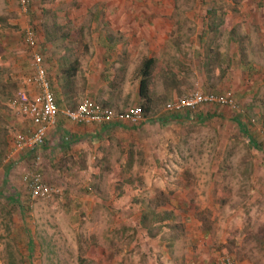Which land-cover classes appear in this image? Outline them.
Instances as JSON below:
<instances>
[{
    "label": "rangeland",
    "instance_id": "1",
    "mask_svg": "<svg viewBox=\"0 0 264 264\" xmlns=\"http://www.w3.org/2000/svg\"><path fill=\"white\" fill-rule=\"evenodd\" d=\"M259 2L30 0L24 12L17 0H0V264H215L222 257L264 264ZM30 29L35 46L26 43ZM97 46H110L107 56L121 64L116 78L129 81L130 93L141 62L155 60L146 122L125 124V137L114 136L109 159H95V167L61 159L48 168L52 153L46 158L42 146L14 152L30 121L8 103L22 91L34 95V50L57 79L62 65ZM235 53L253 65L252 75L231 64ZM80 75L71 107L89 98ZM196 91L230 94L237 107L204 104L189 120L163 119L173 113L167 104ZM37 169L52 192L32 199L24 177Z\"/></svg>",
    "mask_w": 264,
    "mask_h": 264
},
{
    "label": "crops",
    "instance_id": "2",
    "mask_svg": "<svg viewBox=\"0 0 264 264\" xmlns=\"http://www.w3.org/2000/svg\"><path fill=\"white\" fill-rule=\"evenodd\" d=\"M258 7H264V0L263 2H259ZM94 44H98L97 39ZM109 49L110 46H106L105 48H99L98 46L88 47L86 50L84 49L85 51H83L81 59L76 58L70 65L68 64V68L71 65L76 67V73L71 77H68V69L62 65L59 69L58 78L52 79L48 68V76L52 83V89L56 92V96H58V106L60 109L69 107V109L75 108L67 104L70 103L68 101V95L72 92L74 93L76 89V86H73V80L75 77H78V74H81L80 79L85 87V91L82 92L88 94L91 100L98 101L108 107L112 106L111 108L119 111L140 106L139 102H141V99L138 92L139 81L137 86L135 84L136 88L132 93L128 91L129 81L127 79L125 81L123 79L120 83L118 82V78L116 77H118L121 68H117V65L121 64L115 62L112 58L109 59L107 56ZM112 61L115 63V69L111 67ZM46 62L47 58L45 56V64ZM115 80H117V82H114ZM127 105H130V107H127ZM170 115L173 116L172 118L174 121H177L181 116L180 114H176L174 118L173 114ZM167 116L168 114H166L163 119L167 120L171 118V116H168V118ZM190 116L191 113H188L186 119H191ZM145 122L146 121L143 123ZM29 126L28 131H25V133L32 130L33 126L30 122ZM126 126L128 125H79L68 121L63 116H59L56 127L48 130L41 147V153H43L46 158L49 157V153H52L51 160L48 161L46 166L48 168L54 166L58 167V165L55 164L58 160L62 159L64 163L66 161L65 159H68V167L74 166V168L82 169L86 163L95 167V159L98 160L97 163L102 157H104V159H109L108 154L104 153H109V150L113 148L110 146V142L114 136L116 138L125 137V133H127V131H124ZM52 158L54 160H52ZM98 166L100 165H96V167ZM258 193V185L255 184L254 189L250 192V194L254 196L252 199L253 202H255ZM199 262L202 264V260Z\"/></svg>",
    "mask_w": 264,
    "mask_h": 264
},
{
    "label": "built area",
    "instance_id": "3",
    "mask_svg": "<svg viewBox=\"0 0 264 264\" xmlns=\"http://www.w3.org/2000/svg\"><path fill=\"white\" fill-rule=\"evenodd\" d=\"M17 1L22 10L26 12L29 0ZM26 43L28 46H35L33 29L28 30ZM43 57H45L43 54L35 50L32 53L31 66L33 73L29 78V84L32 85L34 95L22 91L14 99H10L8 103L12 110L28 118L33 126L28 133H20L15 136L12 146L14 152H35L37 148L43 145L48 130L56 127L59 116H63L68 121L79 125L95 124L105 126L118 123L139 125L146 121V116L139 107L135 106L119 111L97 103L90 98H84L74 109H60L54 99ZM204 104H220L231 109L237 107L234 98L230 94H204L196 91L178 97L167 104V111L174 114H181L182 111L194 113ZM24 182L32 199L49 196L52 192L38 169L31 174H27L24 177ZM216 264L238 263L225 257L218 259Z\"/></svg>",
    "mask_w": 264,
    "mask_h": 264
},
{
    "label": "trees",
    "instance_id": "4",
    "mask_svg": "<svg viewBox=\"0 0 264 264\" xmlns=\"http://www.w3.org/2000/svg\"><path fill=\"white\" fill-rule=\"evenodd\" d=\"M29 2H30V0H29ZM28 6H29V4H28ZM33 31L35 33V30H33ZM43 58H44V61H45V57H43ZM234 60H237V62H234ZM230 62H231V64L232 63L238 64L240 69H242L243 71H246L249 75H252L254 70H255V68L253 67L252 64L246 62V60H245V58H244V56L242 54H238V53L232 54L230 56ZM154 64H155V60L153 58H145L141 62V66L139 68V89H138V92H139L140 99L143 100V103L141 102L139 108L141 109V111H142V113L144 115H146L147 113H149L151 111V107L149 105L150 102H151L150 95H149V93H150L149 92L150 91L149 90V85H150V79H151V75H152ZM67 69H68V72H67L68 77H71L72 75H74L76 73V67L74 65H71ZM47 75H48V69H47ZM49 82H50V78H49ZM50 84H51V89H52V83L50 82ZM52 92L54 94V99H55L56 104L59 105L58 96H56V92L53 91V89H52ZM10 99H14V97H12ZM235 102H236V100H235ZM172 117L173 116H171V118ZM167 118H168V116H167ZM174 118H175V116H174ZM185 119L186 118H182L180 116L177 121L179 122V121H183ZM117 125H121L122 126V125H125V124L118 123ZM27 152H29V151H27ZM29 153H32V152H29ZM33 153H35V152H33ZM140 224H141V227L143 228L144 231H148V228H147L148 225L146 224V215H143L141 217ZM222 258H225V257H222Z\"/></svg>",
    "mask_w": 264,
    "mask_h": 264
}]
</instances>
